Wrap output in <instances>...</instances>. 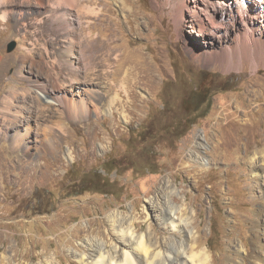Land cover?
<instances>
[{
	"label": "rangeland",
	"instance_id": "rangeland-1",
	"mask_svg": "<svg viewBox=\"0 0 264 264\" xmlns=\"http://www.w3.org/2000/svg\"><path fill=\"white\" fill-rule=\"evenodd\" d=\"M12 1L16 15L4 18L0 7V104L10 88L37 78L61 96L62 82L77 77L74 87L91 93H83L84 113L62 104L33 113L27 107L38 100L18 94L31 151L13 146L16 123L0 116V264H88L85 240L112 246L109 216L117 212L114 223L133 219L166 252L183 237L151 206L161 211L170 202L190 216L197 251L207 248L210 264H264V52L225 51L238 27L220 31L222 13L205 30L206 18L189 12L179 23L173 0H96V13L84 4L80 25L73 21L78 57L71 59L62 48L71 37L55 17L60 8L76 14L70 4L47 20L50 0ZM204 85L212 90L208 114L206 104L189 112L185 101Z\"/></svg>",
	"mask_w": 264,
	"mask_h": 264
},
{
	"label": "bare ground",
	"instance_id": "bare-ground-1",
	"mask_svg": "<svg viewBox=\"0 0 264 264\" xmlns=\"http://www.w3.org/2000/svg\"><path fill=\"white\" fill-rule=\"evenodd\" d=\"M26 1H30V0H26ZM95 1L96 0H50L49 2L52 6L47 16H49L50 13H53V12L56 13L57 9H59V7H61L64 3L70 4L75 9V11H77L76 14H74V13L69 12V9L68 11H64V8H63V13H62L61 12L62 8H60L61 10L59 11V14L55 15V17L57 18V22L60 23V25H63L62 27H64V29L66 28L67 30L68 34L66 35V38L71 37V38H68L67 41H65L66 43L64 42V44H62L63 45L62 48L64 47L67 52L71 53V56H70L71 59H73L74 57H78L77 54H75V50H74L77 47L74 36L76 35L75 33H78V32H77V29L72 26L73 21L76 19L77 21L75 20L76 21L75 23H78L79 21L78 25H80V20H82V17H83L81 13L82 11L81 7L84 4L88 5L86 6V9H85L86 13H89V15L96 13V7L94 5ZM173 2L175 3V9L177 10L176 15L178 16V20L180 21L179 23H181L185 19L186 13L189 12L192 15L191 17H196V18L198 17L199 19L206 18L204 20L203 19L200 20L201 22L200 28L206 30V28L209 25L212 26L213 28H216L217 26L216 23L218 21L217 20L218 15L219 13H222L221 22L223 24L221 23L222 26H218V28L220 27L221 29L220 31H224V28H227V26H230V25L237 26L238 29H235V42L224 46V50L227 52H230V54L239 53L240 55L242 54V51H252V50L254 51L260 50L264 52V0H262L261 2H257L255 0H173ZM235 4H237L236 7H235ZM2 5L6 6L4 8V11H5L4 18L5 17L7 18V17H10L14 13L13 9H15V8H12L11 6L9 7V5H18V4L13 1L8 2V0H0V7ZM20 5L22 7L25 6V8L35 6V5L33 6V4H24V2L21 3ZM37 5L41 7L45 6V2L41 1ZM32 13L33 12H31V14ZM42 13L43 12H41V14ZM29 14L30 12L29 13L27 12L26 14H22L21 16H26ZM13 15H16V14H13ZM37 15H39V12H37ZM49 18L51 17L49 16L47 20ZM228 31H231V30H228ZM191 45L194 47L200 48L199 45L197 44H191ZM29 80H30V85L28 87L10 88L9 92L3 95L1 104H0V116L1 115L2 117L4 116L3 118H5V121L11 122V124L14 122L16 123L15 126L12 127V129L13 128L15 129L14 133L11 135V141L13 143V146L17 148L23 147L25 148L26 151H31L28 149L29 145H28L27 139L29 135H31L32 133V126L30 125L29 120L25 122L24 112L21 110V108H18V105L15 104V97H17L18 94L20 93L24 94V92H26L28 94L29 99L34 98L38 100V103H36L34 100L33 103L29 104L27 107L28 109L32 107L30 110H33V113H37L38 111H41L42 109H44L43 106L46 107L51 104H56V105L62 104L65 110H70V111L71 109L80 108L83 110V113H84L86 111L85 109H89V107L87 104V100L83 96V93L89 94L90 92L89 91L90 89L88 88L82 91L77 90L76 87H74V85L76 82L79 83L81 81L77 77H72V76L66 78L62 82L63 88L64 87L65 88L63 91V95L61 96L59 94H56L58 90L49 81L42 80L40 78H37L35 80H32V79H29ZM60 87L62 86L60 85ZM52 90H55V91L53 92ZM69 92H71L70 95H69ZM80 93H82L83 100L77 103L76 96H79ZM105 97H109V92L107 93V95H105ZM116 98L117 97L114 96L113 98L109 100L110 104H109V108H107L108 112H113V105L115 106ZM23 103L26 106L28 102L26 100V101H23ZM125 104L126 103H122L123 108L127 107L126 106L127 104L126 105ZM23 126H24L23 130H21L20 128H22ZM9 127L10 126L6 128H9ZM6 128L4 129V131L6 130ZM197 143L199 144V142ZM35 153H39L38 147L36 148ZM202 162L206 164L208 163V161L205 158H202ZM163 206L164 207L161 209V211H157L156 209H154L153 206H151L153 209L152 216L154 217L157 216L161 224L165 226L168 225L170 228H172V230H175V231L178 230L183 237V239H181L179 242H175V241L170 242L167 247L166 252L160 249L158 245V241L151 240L150 239L151 237L146 236L145 232H138L136 229L137 228L136 222L133 219L130 221L127 227L123 226V224H116V222L118 221H115L114 223L113 217H116L117 215H119L117 212L116 215L114 213H111V215L109 216V219L112 222V227L115 233L114 244L112 246H109L107 245L106 241H103L104 239L102 240V239L97 238L95 240H92L91 238H88L85 240L84 244L86 245L87 249L90 252L86 256L82 255L81 260L88 264H210L211 255L208 252L207 248L197 251L198 237L195 235L196 233L194 229L189 228V224L191 221L190 216L184 217L183 215L179 214L178 211H180L181 206H177L176 204H172L171 202L164 203ZM254 225L252 226L254 227ZM146 237L149 240V244L146 243ZM257 246H258L257 248L261 247V246L259 247V245ZM237 250L239 252H247V249H245V246L243 244L238 245ZM230 260L231 258H228V262H226L225 264H234V263H230L231 262ZM48 264H55V262L51 261ZM237 264H248L247 259L242 258V260L238 261Z\"/></svg>",
	"mask_w": 264,
	"mask_h": 264
},
{
	"label": "trees",
	"instance_id": "trees-1",
	"mask_svg": "<svg viewBox=\"0 0 264 264\" xmlns=\"http://www.w3.org/2000/svg\"><path fill=\"white\" fill-rule=\"evenodd\" d=\"M210 86L211 85H204L200 87L199 90L194 89L191 92L189 98L184 103L185 107L189 109V112L193 111L195 113H198L206 104V109L203 114H208L211 107V104L209 103L210 93L212 92Z\"/></svg>",
	"mask_w": 264,
	"mask_h": 264
},
{
	"label": "water",
	"instance_id": "water-1",
	"mask_svg": "<svg viewBox=\"0 0 264 264\" xmlns=\"http://www.w3.org/2000/svg\"><path fill=\"white\" fill-rule=\"evenodd\" d=\"M16 46H17V41L16 40H12L8 44L7 51H9V52L13 51L16 48Z\"/></svg>",
	"mask_w": 264,
	"mask_h": 264
}]
</instances>
